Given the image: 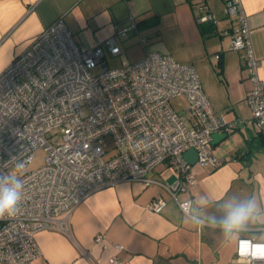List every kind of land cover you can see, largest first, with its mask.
I'll list each match as a JSON object with an SVG mask.
<instances>
[{
    "label": "built area",
    "instance_id": "2783aa9c",
    "mask_svg": "<svg viewBox=\"0 0 264 264\" xmlns=\"http://www.w3.org/2000/svg\"><path fill=\"white\" fill-rule=\"evenodd\" d=\"M194 7L197 22L218 20L205 1L197 0ZM222 13L233 18L230 48L244 52L252 82L248 119L227 121L216 113L195 68L147 49L145 37H139L140 59L109 67L106 56L121 54L118 39L137 29L134 15L123 25L113 24V34L90 48L76 43L58 18L14 55L0 72V176L23 164L24 198L16 216L0 219V264H31L40 255L38 231L68 232L77 205L121 181L157 183L190 215V197L178 196L196 183L184 152L193 148L195 163L215 168L214 133L243 125L264 132V82L241 0H224ZM178 96L187 101L183 113L170 103ZM105 137L112 139V153L101 147ZM38 147L45 150L44 163L27 170ZM160 165L170 169V182L151 177ZM165 204L156 197L149 208L159 212Z\"/></svg>",
    "mask_w": 264,
    "mask_h": 264
},
{
    "label": "crops",
    "instance_id": "0c3cea01",
    "mask_svg": "<svg viewBox=\"0 0 264 264\" xmlns=\"http://www.w3.org/2000/svg\"><path fill=\"white\" fill-rule=\"evenodd\" d=\"M196 1L0 0V69L58 18L76 43L90 48L113 34V24L123 25L134 15L137 29L118 39L121 53L131 45L140 47L139 37H145L147 49L195 68L216 113L227 121L248 119L252 82L244 52L230 48L233 18L222 13L224 0H203L218 20L199 23ZM241 4L264 82V0H241ZM212 151L218 165H192L196 183L178 195L190 197V215L157 183L121 181L91 193L77 205L68 232L38 231L35 241L40 255L31 264H114L115 260L120 264H238L236 243L226 241L220 228L210 227L209 218H222V205L232 197L254 199L264 216V134L243 125L212 142ZM150 175L158 181L173 179L164 165ZM156 197L166 202L159 212L149 208ZM193 216L203 219L204 225L195 224ZM240 237L264 239V222H250Z\"/></svg>",
    "mask_w": 264,
    "mask_h": 264
},
{
    "label": "clouds",
    "instance_id": "9594fccd",
    "mask_svg": "<svg viewBox=\"0 0 264 264\" xmlns=\"http://www.w3.org/2000/svg\"><path fill=\"white\" fill-rule=\"evenodd\" d=\"M23 168V164L15 165L7 175L0 176V219L14 217L20 211V205L24 198V183L21 179ZM201 202H205L203 198ZM183 207L187 211L190 202ZM222 207L224 216L219 220L215 217L209 218V226L220 228L226 241L237 243L238 255L241 258V262L238 264L264 261V239L259 241L240 239V234L247 230L250 222H264V216L261 215L256 201L251 198L232 197ZM192 220L201 227L204 225V220L198 216H193Z\"/></svg>",
    "mask_w": 264,
    "mask_h": 264
},
{
    "label": "rangeland",
    "instance_id": "374dc122",
    "mask_svg": "<svg viewBox=\"0 0 264 264\" xmlns=\"http://www.w3.org/2000/svg\"><path fill=\"white\" fill-rule=\"evenodd\" d=\"M141 45V44H140ZM147 45V43H146ZM144 49L142 45L139 47L138 45H131L125 51H123L119 56L110 57L106 56V61L109 67L119 66L124 60L126 62H133L140 59L143 55L141 54ZM99 69H94L92 72L96 73ZM173 108L179 113H183L186 107V98L184 96L174 97L170 101ZM101 147L108 151V153H112L113 151V142L111 137H105L101 143ZM45 150L42 147H38L34 150V157L28 163L26 169L32 170L36 169L44 163Z\"/></svg>",
    "mask_w": 264,
    "mask_h": 264
},
{
    "label": "water",
    "instance_id": "95a60500",
    "mask_svg": "<svg viewBox=\"0 0 264 264\" xmlns=\"http://www.w3.org/2000/svg\"><path fill=\"white\" fill-rule=\"evenodd\" d=\"M226 136H227V134H225V133H214L212 136V138H213L212 142L219 141V140L225 138ZM183 156L192 165L195 164V162H196V151L193 148L187 149L184 152Z\"/></svg>",
    "mask_w": 264,
    "mask_h": 264
},
{
    "label": "trees",
    "instance_id": "16d2710c",
    "mask_svg": "<svg viewBox=\"0 0 264 264\" xmlns=\"http://www.w3.org/2000/svg\"><path fill=\"white\" fill-rule=\"evenodd\" d=\"M257 133H262V134H264V132H257Z\"/></svg>",
    "mask_w": 264,
    "mask_h": 264
}]
</instances>
